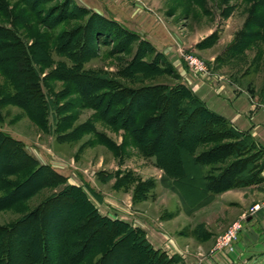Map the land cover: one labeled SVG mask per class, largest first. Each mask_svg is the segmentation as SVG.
I'll return each instance as SVG.
<instances>
[{"label": "rangeland", "instance_id": "obj_1", "mask_svg": "<svg viewBox=\"0 0 264 264\" xmlns=\"http://www.w3.org/2000/svg\"><path fill=\"white\" fill-rule=\"evenodd\" d=\"M1 1L0 25L12 28L19 42L7 41L8 52H0V131L22 141L28 154L41 165L54 168L67 181L40 189L17 207L0 210V227L23 219L67 186H77L87 193L101 216L141 229L148 241L155 234L161 247L156 249L149 241L152 247L169 258H179L181 263L177 264H244L243 255L251 259L245 264H264V234L256 229L246 228L244 238L231 245V251L217 250L218 241L229 228L246 224L251 209L264 204V141L254 137L264 140V127H257L260 123L264 126V0ZM5 54L20 59L12 58L25 68L24 87L13 83L10 63L2 62ZM66 74H71V79ZM73 74H83L87 80L105 79L111 90L96 92L100 98L119 87L133 92L157 87L159 96L151 109L141 114L137 127L159 114L157 108L163 110L169 89L179 86L190 90L211 112L232 116L243 127L249 123L235 113V108L248 111L252 106L256 110L254 133L251 129L239 130L223 117L253 140L255 144L248 143L241 149L259 166L252 184L234 188L245 191L244 199L234 202L240 212L235 220H231L234 208L225 205L227 201L211 205L213 200L206 197L197 166L187 159L179 160V177H173V170L161 169L156 158L137 146L122 127L123 118L117 112L123 106L109 110L108 99L100 105V99L93 100V95L85 99L83 91L89 86ZM28 87H32L40 106L36 113L15 101L19 92H30ZM236 91L245 98L236 97ZM140 105L143 99L132 105L131 114ZM212 126L216 131L229 128ZM190 131L191 127L187 133ZM232 140L202 144L198 153ZM227 153V149H221L215 154ZM233 160L229 155L210 162L203 174L219 176ZM32 171L6 180L21 184ZM183 172L187 175L179 180ZM183 196L188 207L182 204ZM102 197L107 202L102 204ZM78 208L84 205L67 208L64 214L69 215V222ZM134 213L150 216L169 235L141 225L131 218ZM56 215L44 221L52 260L59 244L57 236L63 229ZM64 249L67 254L78 251L70 243H65ZM103 252L95 254L94 260ZM125 255L112 264L135 262L133 251Z\"/></svg>", "mask_w": 264, "mask_h": 264}, {"label": "trees", "instance_id": "obj_2", "mask_svg": "<svg viewBox=\"0 0 264 264\" xmlns=\"http://www.w3.org/2000/svg\"><path fill=\"white\" fill-rule=\"evenodd\" d=\"M0 4H2L1 0ZM7 41L19 42V37L12 28L0 25V52H8L5 50L9 47ZM6 56L3 57L2 62L7 65L10 63L13 83L18 87H24L27 76L24 72L25 68L16 63L20 59L15 58V55ZM13 57L17 60L16 64L12 60ZM70 76L71 74H66L65 77L71 79ZM73 76L89 86L86 88L87 91H83L85 99L88 100L93 95V100L100 99L98 105L108 99L107 109L109 110L119 104L123 106L122 110L117 112L120 119L123 118L122 127L134 137L137 146L146 151L148 156L156 158L157 166L161 169L166 172L173 170L175 173L173 177H179L176 175L179 170V160L187 159L197 166L208 199L213 200L217 194L230 189L246 187L255 179L254 171L259 166H256L253 156H250L245 149H241L248 143L253 144V140L247 134L237 131L226 119L205 108L186 87L170 88V97L166 99L163 110L160 111L157 108L159 114L150 122L147 121L141 127H137L141 114L148 108L151 109L149 106L157 100L159 96L157 87H145L137 92L119 87L118 91H110L109 94H104L105 97L103 95L100 98L95 95L96 92L104 88L110 89L105 79L87 80V76L83 74H73ZM28 89L30 91L28 94L24 91L19 92L15 101L23 102V106L29 112L36 113L40 106L37 99H34L32 87ZM139 99H143V105L131 114L132 105ZM219 124L229 125V128L220 131L212 128L214 127L212 125ZM190 127L192 131L187 133ZM218 139H233V142L211 151L198 153L200 145ZM221 149H227L229 153L217 156L215 153ZM226 155L233 156L234 160L219 176L203 174L206 165L227 157ZM32 169L29 177L21 184L16 185L6 180L8 176ZM186 175L187 173L183 172L179 180ZM66 181L67 178L54 168L41 165L28 154L22 141L0 131V193L5 192L0 196V210L17 207L38 193L40 189L65 184ZM79 204L84 205V208H78L76 217L69 222V215H66L67 208ZM58 212H63V215H56ZM54 215L58 221H62L63 229L57 236L59 244L56 249V258L52 260L49 257L50 250L44 221ZM22 231L24 233L20 237L19 234ZM71 238H74V242H71ZM65 243L72 244V247L78 251L67 254L64 249ZM99 251L104 252L95 261L93 257ZM128 251H133L135 260L133 264L181 263L179 258H169L155 250L141 229L101 216L87 193L77 186H67L58 194L43 201L23 219L10 226L0 227V264H55V262L56 264H83L88 260L94 261L92 264H112L113 260L120 259L121 255L125 258Z\"/></svg>", "mask_w": 264, "mask_h": 264}, {"label": "crops", "instance_id": "obj_3", "mask_svg": "<svg viewBox=\"0 0 264 264\" xmlns=\"http://www.w3.org/2000/svg\"><path fill=\"white\" fill-rule=\"evenodd\" d=\"M237 92V91H236ZM245 94L243 93H238L237 92V96L236 97H243L245 98L244 96ZM238 98V99H239ZM247 101V100H246ZM230 103H233V101H231ZM257 106H260L258 103H255ZM235 113L245 119H247L248 123H249V126L247 127H243L241 125H239L233 118L232 116L231 117H228V116H225L223 114H221L223 117H225L234 127H237L239 130L241 131H250L251 129V132L254 133V130L259 127H264L262 123L259 124V126H255V122H254V115H256V110H254V108L251 106V108H249L248 111H244L242 108H238L236 107L235 108ZM256 141H264L263 139H259L258 137H256L254 135ZM263 144V143H262ZM264 177V176H263ZM252 191V190H251ZM245 191L244 190H240V189H230L229 191L225 192V193H221L219 195H216L215 198L213 199V202L211 205H215V204H221L222 201H227L225 203V205H229L231 207L234 208L233 210V218H231V220H235V218L240 214V212L237 210V207L235 205V201L237 199L241 200V199H244L243 198V195ZM185 202L182 203L183 205L185 206H189V202L187 201L186 198H182ZM107 202L106 201V198L105 197H102V204ZM210 205V206H211ZM235 205V206H234ZM117 207V206H115ZM186 207V210H188ZM117 209H119L117 207ZM238 213V214H237ZM132 219H136L138 221V223H141V225H145V226H148L150 227V229H152V231H154V233H158V234H162V235H169V233L167 232V230L163 229L162 227H159V224L156 223V221L154 219H152L150 216L144 214V213H134L132 214L131 216ZM219 219V217L217 218ZM204 222H207V223H210L208 221V219H203ZM214 220V219H213ZM216 221V220H214ZM220 221V220H219ZM226 223V221H225ZM220 224L219 225H216V227L219 228ZM223 226V224H222ZM221 226V227H222ZM247 229H256L257 231L261 232L264 234V206L252 217H249L247 219V225H246ZM151 239L149 240L151 242L152 245L155 246L156 249L160 248L161 246H159V242H156L158 241L155 237V234H151L150 235ZM240 238H244L243 235L240 236ZM155 241V242H154ZM249 249V248H248ZM244 257V261L245 262H251V259L249 257H247L246 255H243ZM243 261V263L245 264V262Z\"/></svg>", "mask_w": 264, "mask_h": 264}, {"label": "built area", "instance_id": "obj_4", "mask_svg": "<svg viewBox=\"0 0 264 264\" xmlns=\"http://www.w3.org/2000/svg\"><path fill=\"white\" fill-rule=\"evenodd\" d=\"M264 204H257L254 206L250 213L245 217V220L249 217L254 216L262 207ZM246 224H235L229 230L226 232V234L218 241L217 245V250L218 252H223V251H231V245H233L236 241L240 239V236L244 232V230L247 228Z\"/></svg>", "mask_w": 264, "mask_h": 264}]
</instances>
